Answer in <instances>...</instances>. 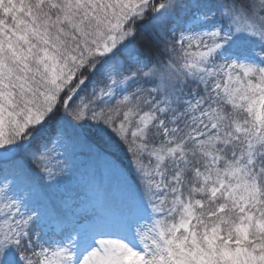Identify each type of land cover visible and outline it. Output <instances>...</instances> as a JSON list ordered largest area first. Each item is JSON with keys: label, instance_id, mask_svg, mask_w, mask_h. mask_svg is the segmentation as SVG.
I'll return each mask as SVG.
<instances>
[{"label": "snow or ice", "instance_id": "snow-or-ice-1", "mask_svg": "<svg viewBox=\"0 0 264 264\" xmlns=\"http://www.w3.org/2000/svg\"><path fill=\"white\" fill-rule=\"evenodd\" d=\"M0 264H264V0H0Z\"/></svg>", "mask_w": 264, "mask_h": 264}]
</instances>
